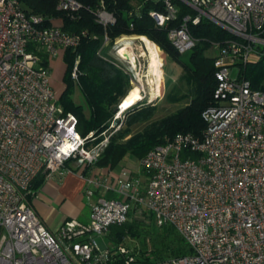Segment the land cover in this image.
Returning <instances> with one entry per match:
<instances>
[{"label": "built area", "instance_id": "obj_1", "mask_svg": "<svg viewBox=\"0 0 264 264\" xmlns=\"http://www.w3.org/2000/svg\"><path fill=\"white\" fill-rule=\"evenodd\" d=\"M161 1L163 13L149 12L160 26L179 9ZM178 1L194 12L168 32L179 54L196 42L189 23L206 20L236 38L212 44L215 103L201 112V134L166 138L133 173L121 162L96 165L124 111L98 141L92 131L82 136L77 117L57 101L50 65L41 63L76 48L81 34L45 26L17 0H0V264H264V91L252 89L238 68L258 61L264 49V0ZM56 2L71 17L81 8L77 0ZM97 21L114 19L102 9ZM122 37L112 41L117 52ZM71 78L78 79L76 65ZM69 173L83 179L88 218L66 219L51 232L29 203L32 185L39 176ZM149 218L174 227L191 253L144 262L121 245L102 250L94 238L112 225Z\"/></svg>", "mask_w": 264, "mask_h": 264}, {"label": "trees", "instance_id": "obj_2", "mask_svg": "<svg viewBox=\"0 0 264 264\" xmlns=\"http://www.w3.org/2000/svg\"><path fill=\"white\" fill-rule=\"evenodd\" d=\"M17 1L25 14L43 16L45 26H58L67 32L81 34V41L76 48H66L63 51L64 87L57 95V101L65 113H73L77 117V129L82 136L92 131L98 135L94 142L101 138L99 134L108 127L131 78L120 60L101 50L105 36L111 43L123 34L147 37L166 55L167 61H164L163 68L167 95H175L169 90L170 83L175 79L185 84L182 90L188 89L195 94L185 105L171 108L170 112L134 132L132 128L135 125L154 118L163 109L157 103L146 107L145 100L139 101L125 113L122 128L109 138L96 165L113 167L126 155H134L140 159L147 150L179 132L201 134L204 128L201 112L215 103V50L212 44L224 43L228 39L236 38L235 36L206 20L198 24L189 23V33L196 42L189 51L179 54L168 39V32L180 24L184 15L194 14L182 3L175 18L160 26L149 12L154 10L163 13L164 5L161 0H77L81 8L75 17L58 10L56 0ZM102 9L114 19L106 26L97 21V13ZM261 51L258 61L240 65L238 68L240 75L249 82L252 89L264 91V49ZM183 56L186 58L183 59ZM41 63L48 65L45 56ZM74 65L78 70L77 81L71 78ZM74 82L79 85L90 106L91 115L88 119L70 98ZM42 180L43 176H39L33 182L32 190ZM107 235L116 242V248L126 235L142 238L144 247L132 251V254L142 255L144 262H150L149 254L153 255L154 261H162L191 253V248L174 227L168 224L157 226L151 218L112 225Z\"/></svg>", "mask_w": 264, "mask_h": 264}, {"label": "rangeland", "instance_id": "obj_3", "mask_svg": "<svg viewBox=\"0 0 264 264\" xmlns=\"http://www.w3.org/2000/svg\"><path fill=\"white\" fill-rule=\"evenodd\" d=\"M173 2L177 7H179L182 3L178 0H173ZM123 35L130 36L125 34ZM120 36L118 37L120 38ZM148 41L150 42V43L148 42V44L146 42L142 43L138 39L133 41L134 57L136 56L134 58V62H131L129 59L124 58L119 52L115 51L116 49L113 47L114 44L111 42L103 43V46L101 47L102 51H107L109 54H112L115 58L120 60L121 63L126 67V69L131 75L129 84L126 88V92L123 97L127 95V93L131 90L132 87L139 86L143 94L142 101L145 100L146 107L153 106L156 103H158V105H161L163 107L161 112H159L154 118H151L150 120L143 122L142 124L135 125L132 128L134 132L140 130L144 125L154 120L155 118H160L161 116L164 115V113L170 112L171 108L185 105L195 96V94L188 89L182 90L183 87L185 88V84L183 83V81H179L178 79H175L169 85V90L173 91L175 95H167L168 93L164 85L165 73L163 68L164 61H167L166 55L160 49L157 51L149 39ZM157 57L161 58V60H158ZM185 58L186 57L183 56V59ZM168 65H170V63H168ZM64 71H65V64L62 61V59L54 58L51 63V83L54 90H57L56 92L58 94L60 93V90L63 88L64 85L62 82V75ZM230 71L232 76L235 77L237 73V67L232 66L230 68ZM123 97L120 99L118 103L121 102ZM70 98L75 105H77L82 109L84 117L86 119L90 118L91 115L90 106L87 100L85 99L79 85L76 82H74L72 90L70 91ZM136 104L124 110V114L133 106L135 107ZM118 111L119 109H117L115 114H113L111 120L113 119L114 115L117 114ZM111 136H113V134ZM139 162H140L139 158L134 155H126L123 157L122 160V163L133 173H137L139 171L140 168ZM77 210H78V216H80V214L81 216L88 215L89 203L87 199L82 197V193H81V202L77 205ZM94 238L96 239V242L98 243L100 249L102 250L106 248H110V249L116 248L117 245L116 242L113 241L107 234L94 235ZM119 245L126 247L133 252L137 251L141 247H144L142 238L131 235H126L122 240H120ZM135 255L136 258L144 260L142 255L139 254H135ZM152 256H153L152 254H149L148 256L150 257L149 259L150 262H154Z\"/></svg>", "mask_w": 264, "mask_h": 264}, {"label": "crops", "instance_id": "obj_4", "mask_svg": "<svg viewBox=\"0 0 264 264\" xmlns=\"http://www.w3.org/2000/svg\"><path fill=\"white\" fill-rule=\"evenodd\" d=\"M62 55L63 52H60L54 58L62 59ZM54 58L48 60L50 68ZM83 186V179L73 173L66 174L62 178L57 176L43 178L29 195V203L47 229L56 232L66 219L87 221L88 215L78 216L77 210V205L81 202Z\"/></svg>", "mask_w": 264, "mask_h": 264}, {"label": "bare ground", "instance_id": "obj_5", "mask_svg": "<svg viewBox=\"0 0 264 264\" xmlns=\"http://www.w3.org/2000/svg\"><path fill=\"white\" fill-rule=\"evenodd\" d=\"M136 39L140 40L142 43L146 42L148 44V42H149L148 39L145 36H142V35L124 36V37L121 38V41H122L123 45L118 50V52L123 57L129 59L131 62H134V58L136 57V56L134 57V47H133V41L136 40ZM152 44L154 45V48H156V50L158 51L159 48L154 43H152ZM142 54H143V52H142ZM157 58H158V60H161V58H159V57H157ZM142 98H143V94H142L139 86L132 87L131 90L127 93V95L125 97H123V99L121 100L120 108H119L118 112H122V111L130 108L132 105H134L137 102H139L140 100H142Z\"/></svg>", "mask_w": 264, "mask_h": 264}, {"label": "water", "instance_id": "obj_6", "mask_svg": "<svg viewBox=\"0 0 264 264\" xmlns=\"http://www.w3.org/2000/svg\"><path fill=\"white\" fill-rule=\"evenodd\" d=\"M118 108H120V107H118Z\"/></svg>", "mask_w": 264, "mask_h": 264}]
</instances>
